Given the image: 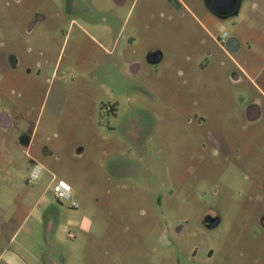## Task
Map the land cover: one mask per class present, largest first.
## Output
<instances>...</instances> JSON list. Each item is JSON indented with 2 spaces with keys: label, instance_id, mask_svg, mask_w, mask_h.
<instances>
[{
  "label": "rangeland",
  "instance_id": "obj_1",
  "mask_svg": "<svg viewBox=\"0 0 264 264\" xmlns=\"http://www.w3.org/2000/svg\"><path fill=\"white\" fill-rule=\"evenodd\" d=\"M186 2L181 17L165 0H0L8 263L264 264V0L245 23L224 25L243 43L240 83L202 0ZM35 13L44 19L33 26ZM152 51L163 55L157 66L146 61ZM238 134L259 155L242 174L226 164V139ZM61 181L76 209L52 196Z\"/></svg>",
  "mask_w": 264,
  "mask_h": 264
},
{
  "label": "flooded vegetation",
  "instance_id": "obj_2",
  "mask_svg": "<svg viewBox=\"0 0 264 264\" xmlns=\"http://www.w3.org/2000/svg\"><path fill=\"white\" fill-rule=\"evenodd\" d=\"M118 4H124L125 0H115ZM187 0H165V2L173 9L175 10L181 17H184V13L182 12L183 9L185 11H188V4L186 2ZM206 1L208 2L206 4ZM259 0H202L205 9L207 10V13L211 18H213V22H215V28L218 29L219 33L220 31L222 33V37L214 38L213 40L219 45L221 51L225 53L234 63L235 69L232 70L229 73V77L233 82H242L243 77H245V70L244 68L235 61L234 55H237L241 51H243V43L242 40L234 35H229L225 24L228 23V21L240 19L241 23H245L247 19L252 17V13L255 12L259 8L258 4ZM214 7L213 10L209 9L207 6ZM247 11V12H246ZM196 17V16H194ZM34 21L32 23L33 26L36 25L38 21H41L44 19L42 15L39 13H35L33 17ZM197 19V18H196ZM198 20V19H197ZM209 33H207V37H209ZM212 38V37H211ZM208 43V40L202 39V41L199 43V47L202 48L203 45H206ZM249 48H251L249 46ZM250 50V49H249ZM210 55V53H208ZM206 62L205 64H202L201 66L203 68L209 66V57L205 58ZM12 60H14V64L17 65L18 61L14 57ZM146 61L151 66H157L163 61V55L159 51H152L150 52L147 57ZM132 72H137L139 70V66L137 64L132 65L131 67ZM106 110L110 111L112 115H116L117 108L114 106H110ZM259 106L255 103H253L248 111L247 115L250 120H256L259 117ZM138 130V129H137ZM143 133V132H142ZM142 133L138 135H142ZM133 136L136 138L137 134H133ZM230 136V135H228ZM243 135H241L242 137ZM240 134L237 136H234L233 138L226 139L225 143V154H226V164L228 172L230 173L233 170H236L239 174L245 173L247 170L245 168V162L246 160H253L257 159L259 155H257L256 150H249L247 151L245 148H243V144L239 142ZM249 178V176H245V179ZM253 187L244 186L239 189V192L242 194H250L251 188L257 189L260 186V183L257 181H254L252 183ZM211 217L207 216L206 220ZM206 222V221H205ZM204 227L208 230H214L218 226L214 228H210L209 224L204 223ZM260 228L264 231V216L260 220Z\"/></svg>",
  "mask_w": 264,
  "mask_h": 264
},
{
  "label": "built area",
  "instance_id": "obj_3",
  "mask_svg": "<svg viewBox=\"0 0 264 264\" xmlns=\"http://www.w3.org/2000/svg\"><path fill=\"white\" fill-rule=\"evenodd\" d=\"M40 175V169L39 167H35L28 179V183L33 186L35 182L38 180ZM52 196L55 198L57 202L64 203L68 202L70 204V207L73 209H76L78 207V204L76 201L72 198V190L71 187L66 184L65 182H59L57 183L54 188L51 190ZM73 234H70V238H73Z\"/></svg>",
  "mask_w": 264,
  "mask_h": 264
},
{
  "label": "crops",
  "instance_id": "obj_4",
  "mask_svg": "<svg viewBox=\"0 0 264 264\" xmlns=\"http://www.w3.org/2000/svg\"><path fill=\"white\" fill-rule=\"evenodd\" d=\"M0 125L2 127H5V128L11 127V125H12V118L9 115L8 112H4L3 114H1V116H0ZM20 141L25 144V147H27L28 150H31V147H32V139H30L27 135L24 134V135L21 136ZM51 154H52L51 151L46 150L44 156L45 157H48V155H51ZM30 159H32V158H30ZM31 162H33V159L31 160ZM5 252L6 251L0 252V263H2L3 260L6 261V259H5V257H6L5 255L6 254H5ZM6 264H10V263H8L6 261Z\"/></svg>",
  "mask_w": 264,
  "mask_h": 264
},
{
  "label": "water",
  "instance_id": "obj_5",
  "mask_svg": "<svg viewBox=\"0 0 264 264\" xmlns=\"http://www.w3.org/2000/svg\"><path fill=\"white\" fill-rule=\"evenodd\" d=\"M207 3H208V2L206 1V4H207ZM207 6H208L209 9H211V10L214 9V7H211V6H209V5H207ZM206 223L210 225V226H209L210 228H214V227H216V226L219 225L220 220H219L218 218H209V219L206 220Z\"/></svg>",
  "mask_w": 264,
  "mask_h": 264
}]
</instances>
